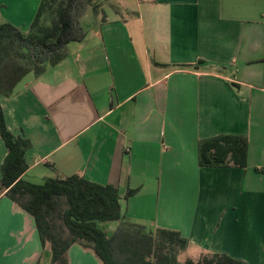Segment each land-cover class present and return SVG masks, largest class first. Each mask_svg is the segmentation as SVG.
I'll return each mask as SVG.
<instances>
[{
  "label": "crops",
  "instance_id": "obj_1",
  "mask_svg": "<svg viewBox=\"0 0 264 264\" xmlns=\"http://www.w3.org/2000/svg\"><path fill=\"white\" fill-rule=\"evenodd\" d=\"M121 1L126 16L105 7L106 20L89 6L69 55L0 95L7 126L32 143L23 177L115 185L127 218L180 231L188 256L264 264V0ZM40 3L0 0V23L28 30ZM219 135L246 138L245 165L199 164V142ZM7 152L0 135V180ZM49 251L35 218L0 195V264ZM68 264L103 263L74 244Z\"/></svg>",
  "mask_w": 264,
  "mask_h": 264
},
{
  "label": "trees",
  "instance_id": "obj_2",
  "mask_svg": "<svg viewBox=\"0 0 264 264\" xmlns=\"http://www.w3.org/2000/svg\"><path fill=\"white\" fill-rule=\"evenodd\" d=\"M89 6L103 20L107 19L105 7L122 15L118 7L104 1L41 0L28 30L11 22L0 23V95L12 96L28 73L41 76L63 61L69 55V44L86 36L81 17ZM0 135L8 150L1 166L0 195L35 218L43 246L51 250L50 264H68V250L74 244L93 249L103 264H249L224 252L188 256L190 243L180 231L149 229L127 218L115 185L94 182L79 173L45 177L41 184L26 180L25 155L32 143L9 129L1 101ZM247 152L245 137L219 135L199 142V164L243 166ZM138 191L129 189L125 197ZM108 221L119 222L112 235L101 225Z\"/></svg>",
  "mask_w": 264,
  "mask_h": 264
},
{
  "label": "rangeland",
  "instance_id": "obj_3",
  "mask_svg": "<svg viewBox=\"0 0 264 264\" xmlns=\"http://www.w3.org/2000/svg\"><path fill=\"white\" fill-rule=\"evenodd\" d=\"M97 1L98 2L104 1L106 3V5H108L110 3V4L114 5L115 7H119L123 11V15L125 14V16H126V14H127L121 0H97ZM105 223H107V222H102L101 225H103ZM50 262H51V252L49 251V252H46L41 264H50Z\"/></svg>",
  "mask_w": 264,
  "mask_h": 264
}]
</instances>
